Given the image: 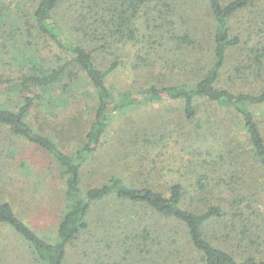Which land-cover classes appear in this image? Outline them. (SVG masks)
<instances>
[{
  "label": "trees",
  "instance_id": "1",
  "mask_svg": "<svg viewBox=\"0 0 264 264\" xmlns=\"http://www.w3.org/2000/svg\"><path fill=\"white\" fill-rule=\"evenodd\" d=\"M89 1L91 7H104L100 13V21L105 24L99 23L101 32L118 37L119 41L135 39L138 19L146 14L144 8L149 5H154L152 11L156 14L150 23L160 29L162 37L166 34L164 22L173 24L172 16L178 13L175 8L178 5L174 3L177 0ZM61 2L38 0L21 13L15 8L21 0H0V124L49 155L62 181L64 199L53 238L37 233L10 202L0 203V222L11 226L24 239L38 264H67L70 246L91 229L94 207L115 200L126 208H148L183 226L176 231L168 228L163 235L152 238L129 233L125 236L128 249L144 251L149 246L147 241H152V246L165 247L161 256L168 263L178 255L173 254L172 245L179 243L177 236L183 229L188 241L181 249L193 250L196 264H264L261 255L264 251V37L251 50L252 61L235 69L238 77L254 79L252 84L257 88L237 91L220 85L231 51L242 43V36L233 32L231 21L253 5L254 0H199L207 7L213 24L212 46L195 83L151 85L119 95L108 85V76L116 63L104 70L94 51L56 21L55 13ZM42 39L49 47L54 45L58 49L50 62L42 56L39 45ZM180 39L184 45L193 42L189 34ZM82 77H87L97 92V110L90 127L72 140L78 146L67 153L51 136L36 129L28 117L37 102L52 96L59 88L63 89L59 94L68 90V102L71 97L78 98L73 89ZM155 102L181 103L185 119L201 126L198 134L201 139L216 128L218 142L220 138L224 142L218 145L216 167L212 168L206 157L201 159L196 167L198 185L193 189L180 182L168 189L136 184L119 174H111L99 185L85 186L87 167L102 147L112 122L111 111ZM188 195L197 202V208L189 204ZM209 226L222 245L208 237ZM154 262L163 264L161 258H155Z\"/></svg>",
  "mask_w": 264,
  "mask_h": 264
},
{
  "label": "rangeland",
  "instance_id": "2",
  "mask_svg": "<svg viewBox=\"0 0 264 264\" xmlns=\"http://www.w3.org/2000/svg\"><path fill=\"white\" fill-rule=\"evenodd\" d=\"M37 1L21 0L15 8L23 13ZM89 3V0H62L55 19L94 51L104 70L116 63L108 76V85L115 95L151 85L162 87L197 81L212 46L213 24L205 4L199 0L174 2L178 5L175 7L178 13L172 16L173 24L164 22V37L159 33L160 29L150 23L156 14L152 11L154 5H149L144 8L146 14L138 19L135 39L119 41L118 37L115 39L101 32L100 24H105L100 21V13L104 7H91ZM231 25L234 33L241 34L242 43L231 51L220 85L237 91L256 89L257 85L252 84L254 79L238 77L235 69L252 61L251 50L256 49L264 37V0H254L253 5L232 19ZM185 34L193 38L192 43L184 45L181 42L180 38ZM167 40L171 42L167 44ZM39 45L42 56L48 62L53 60L58 51L56 46L49 47L43 39ZM73 90L77 91L78 98L72 95L74 97L68 102V90L59 94L63 92L59 88L52 96L37 102L28 117L36 129L51 136L67 153L78 146L77 141L72 140L90 127L98 104L97 92L87 77H82ZM110 120L103 145L87 167L85 186L99 185L111 174H119L136 184L168 189L173 183L180 182L193 189L198 185L196 167L201 159L206 157L212 168L216 167L218 145L223 140L220 138L218 142L216 128L209 130L205 139L199 138L201 126L185 119L179 102L144 103L130 110H113ZM251 182L248 177V183ZM62 185L49 155L27 140L14 136L8 127L0 124V203L10 202L16 213L37 233L53 238L64 208ZM187 200L197 208L198 204L191 196L188 195ZM93 210L91 229L70 246L67 264H156L155 258H161L163 264L197 263L193 250L181 249L188 241L183 229L177 236L179 243L172 245L173 254L178 255L171 257L168 263H164L161 256L165 253L162 245L152 246L153 242L147 241L146 250L135 251L128 249L125 242L129 233L139 238H152L163 235L168 228L176 231L183 227L181 224L148 208H126L115 200L101 202ZM212 230L213 227H207L208 237L222 245ZM261 255L264 257V251ZM0 264H38L24 239L11 226L1 222Z\"/></svg>",
  "mask_w": 264,
  "mask_h": 264
}]
</instances>
